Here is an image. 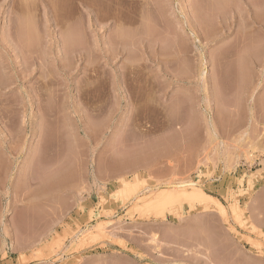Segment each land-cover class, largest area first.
Wrapping results in <instances>:
<instances>
[{
  "label": "rangeland",
  "instance_id": "obj_1",
  "mask_svg": "<svg viewBox=\"0 0 264 264\" xmlns=\"http://www.w3.org/2000/svg\"><path fill=\"white\" fill-rule=\"evenodd\" d=\"M0 77V264H264V0H0Z\"/></svg>",
  "mask_w": 264,
  "mask_h": 264
},
{
  "label": "bare ground",
  "instance_id": "obj_2",
  "mask_svg": "<svg viewBox=\"0 0 264 264\" xmlns=\"http://www.w3.org/2000/svg\"><path fill=\"white\" fill-rule=\"evenodd\" d=\"M26 34H28V32ZM26 34H24V35H26ZM22 37H23V35H22ZM32 38H34L33 34H32ZM25 41H27V40H25ZM31 45L32 44H29L30 48H31ZM136 182L137 183L129 184L126 187V191H127L126 194H128L130 197L131 196L133 197L135 195V192L139 187V182L138 181H136ZM197 185H198L197 183H194L192 181L191 182L188 181V182H181V183L175 185L173 187V189H161L156 194V196L149 201V204L153 205L152 203L155 202V200H157V202H160V204H161L160 206L165 207L167 205L180 203L183 201H204V202L213 201V197L211 195L207 194L202 189L198 188ZM217 209H218V212L220 213L221 217L223 218V220L227 222L226 209L220 202H217ZM97 228H98L97 229L98 232H100V233L103 232V228H101V227H97Z\"/></svg>",
  "mask_w": 264,
  "mask_h": 264
}]
</instances>
